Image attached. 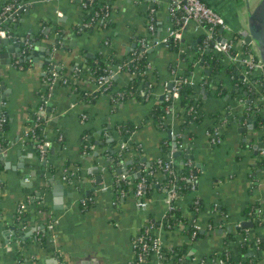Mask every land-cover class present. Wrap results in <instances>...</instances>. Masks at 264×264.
<instances>
[{
	"label": "crops",
	"instance_id": "obj_1",
	"mask_svg": "<svg viewBox=\"0 0 264 264\" xmlns=\"http://www.w3.org/2000/svg\"><path fill=\"white\" fill-rule=\"evenodd\" d=\"M9 1L0 0V10ZM256 1L210 0L238 36L247 28V5ZM112 5L109 28L97 27L88 33L83 24L89 11L81 2L30 0V6L17 14L18 26L11 29L18 38L29 36L28 45L19 55L0 51L4 53L0 56V119L6 115L10 120L8 128L0 130V264H132L134 239L150 221L159 223L168 209L166 191L154 192L147 207H140L132 182L161 156L164 136L175 138L171 130L175 136L184 133L181 126L188 115L181 113L185 110L178 104L173 117L166 114L168 131L161 130L151 117L154 105L162 101L163 92L177 76L194 79L196 96L203 100L202 121L186 129L196 136L185 139L200 169L197 188L179 201L188 216L192 199L204 200L206 207L197 218L202 237L192 240L182 222L172 228L157 226L153 233L167 248L188 243L183 264H219L213 254L223 250L232 252L236 264H264L262 250L255 243L264 237V226L255 228L250 242L237 232L243 221L251 222L242 215L247 206L259 201L264 212V82L216 52L223 64L236 66L230 78H210V83L222 80L224 95L217 94L213 85L208 87V79L198 86L211 71L207 67L209 73L203 74V66L195 61L190 71L188 62L196 54L193 47L202 36L195 25L183 33L180 49L184 52L171 51L160 43L173 24L171 0H113ZM151 14L154 30L148 23ZM139 38L150 45L147 75L154 88L145 100L135 96L114 102L110 93L99 90L85 60L97 52L109 64L130 57ZM19 62L28 66L17 67ZM81 65L87 68L85 72L77 70ZM51 68L62 71L70 83L57 81L51 86L46 77ZM114 79V88L119 89L128 85L131 74L123 71ZM77 87L88 93L101 92L89 101L75 91ZM139 88L146 92L143 86ZM41 104L46 107L43 117L47 123L43 139L37 141L29 131ZM119 123L134 124L136 129L122 138ZM214 128L219 129L221 142L214 143L208 136L207 131ZM85 131H90L94 143L91 152L82 154ZM124 141L128 144L126 158L119 162L116 174L108 172L103 151L115 142L114 149L123 151L120 144ZM41 142L46 146L44 155L38 147ZM75 162L82 166H74ZM163 176L157 174L159 180ZM114 182H129V188L118 192ZM59 198L61 202L56 201ZM21 204L22 213L18 211ZM219 204L228 214L212 211V205ZM44 206L48 209L43 210ZM211 217L213 224H209ZM51 220L58 221L53 232L47 228ZM46 234L49 243L43 246L40 239ZM242 241L250 243L245 254ZM149 264H157V259L152 257Z\"/></svg>",
	"mask_w": 264,
	"mask_h": 264
},
{
	"label": "trees",
	"instance_id": "obj_2",
	"mask_svg": "<svg viewBox=\"0 0 264 264\" xmlns=\"http://www.w3.org/2000/svg\"><path fill=\"white\" fill-rule=\"evenodd\" d=\"M10 0L9 2H11ZM25 2H30V0H23ZM112 1L113 0H95L93 4V11L92 12H86V18L85 22L83 25H86L88 23L89 26H86V30L89 33V31L95 29V28H101L104 30H107L110 26V22L108 20H103L101 22V19L104 18V13L105 10L108 9L109 11H112ZM205 2L207 5L212 7V4L210 0H201ZM7 2V3H9ZM6 5V4H5ZM4 5V6H5ZM4 6L0 10L2 12ZM90 7V6H89ZM102 8L104 10H102ZM87 10V9H86ZM89 10V9H88ZM87 10V11H88ZM95 10L96 12H99V16H97L96 20H91L93 16H95ZM0 12V13H1ZM17 15L15 16V20H3L1 27L2 29L10 30L13 29L16 25L17 22ZM82 26V25H81ZM79 28V27H78ZM107 28V29H105ZM61 32V31H60ZM201 42H202V36L200 35V41L198 42L197 45H194L193 49H195L196 54L195 57L193 58V61H189V68L190 71L193 70V63L195 62H200V64L203 66V74H207V67H209L211 71V75L208 77H204L201 82H199L198 86L204 85L203 83L205 82L206 79H208V87L209 85H213V89L215 92L221 93L224 95V91L226 90L224 86H222V80L218 83L212 82L210 83V78L212 75H216V77L219 79L222 76H226L230 78L232 76V72L236 68L234 64L231 63H224L219 60V58L216 56V52L211 48L208 47L204 52L200 49L201 47ZM171 51L178 52L180 50V42L176 44H172L170 47ZM130 56H135V61L130 62V71H135L136 75L130 79L128 85L121 87L119 89H115V79L113 80V84L109 87L107 91H104L105 93H110L113 97L114 102L117 101V95L118 93L121 94V98L118 100H125L127 98L131 97H137L138 99H143L145 100L147 96H149L150 91L154 88V86H149L148 80L149 77L147 74H145L147 64L149 62V54L148 52L141 53V49L139 45L137 44L136 47L130 52ZM128 57H125L123 59L115 60L112 62V64H109V60L105 58L102 52H97L93 57L85 60V63L87 67L90 69L91 73L94 75L95 81L102 75L107 76L109 74V70L112 65L122 63L124 61H127ZM20 66H28V63H23L19 62L17 63V67ZM81 71L85 72L87 68H84L83 65H81ZM84 69V70H82ZM127 70V68L125 69ZM62 74V71H59ZM192 72V71H191ZM77 77H80V74ZM48 77V75H46ZM181 79V82L178 84L180 88V98L178 102V107L185 109L184 113L185 115L188 114V120L186 123H183L181 126L182 132H184L182 135L177 134L175 138L169 137L168 135L164 136L162 138L161 142V149H162V154L159 156L162 159H167L166 157L170 155L172 152V149L174 148L173 154V166L170 171H164L161 169V165L157 163V160H154L153 163L145 169L141 175L136 178L132 183L134 186V192L136 191L137 185L141 180H145L144 182V191L146 195V199H149L152 194L156 191H168L170 188L174 185L177 190V197L172 199L171 201V207L167 209L164 218L162 220H159V223L156 221H150L149 223L146 224V227L143 229L141 233H144L148 227L152 226V229L157 228V226H160L161 223H164L165 228H172L174 225L182 222L185 224V229L184 232L186 235H188L192 240H197L198 238L202 237V230L196 231V236H193V232L195 231L194 228V223L197 221L198 214L204 210L206 207L204 200L201 199L200 197H194L190 204L188 205V209L191 212L190 215L185 216L180 209V204L179 201L182 196L186 195L187 193L191 192L192 186H193V181L190 178L191 173H194L197 178L200 173L199 165L195 162L193 157H189L190 150L189 148L187 149H181L180 145L183 144L185 146L186 138L187 137H192L195 138V133L194 132H189L187 134L186 129H188L192 123H198L202 121L204 112L202 110L203 106V100L201 98H198L196 96L197 94V86H192L191 84L185 83L182 78L185 76H179ZM252 77H255V80H259V77L254 75ZM68 78V82L66 84L70 83V79ZM215 83V84H214ZM260 83V82H259ZM140 86H143V88L146 90V92L143 94V92L139 88ZM115 87V88H114ZM153 87V88H152ZM211 87V86H210ZM77 92H81V95H85L89 101H94L95 98L100 94L101 91H98L97 93H88L80 90V88H75ZM115 90V91H114ZM119 97V96H118ZM168 105L167 102L161 101L160 103L154 105L153 110L151 112V117L154 122L157 123L158 127L161 130L168 131L170 130L169 125L167 124V116L165 112V108ZM180 113V112H178ZM10 120L9 116H6L5 122L0 125V130H6L9 126ZM46 118L42 117L40 120L34 119V121L31 122L33 131H29V135L32 136L34 135V139L37 141H40L43 139V131L46 126ZM119 130V134L122 138H126L127 136L133 134V132L136 129V126L131 123H119L117 126ZM171 141L173 142L171 145ZM38 143V142H37ZM93 137L90 131H85L82 134L81 137V153L83 152H91L90 147L93 144ZM116 143V142H115ZM115 143H113L112 148L105 149L103 151V156L107 161V171L111 173L117 172L118 169V164L121 162L123 159L126 158L127 152L125 150L120 151L119 149H114ZM172 147V149H171ZM186 147V146H185ZM264 161V160H262ZM188 162H191L189 165ZM262 163V162H260ZM70 162L67 163V167L70 166ZM74 166H82L81 162H75L73 163ZM162 172L163 173V178L159 180L157 177V174ZM196 178V179H197ZM114 185L118 192L121 190H128L129 182H123L122 184H119L118 182H114ZM42 199V198H41ZM41 199L39 198V202H41ZM261 204L259 201H255L249 206H247L244 211L242 212V215L245 220H251L253 223V230L244 228V227H239L237 229V232L243 235L244 237H252L254 234L255 228L259 226H264V212L261 211ZM48 206H44L43 210H47ZM212 211L213 212H220L221 214H228L227 210L220 205H212ZM161 221V222H160ZM214 218H210V223H214ZM209 227V226H208ZM208 229V228H207ZM209 230V229H208ZM233 234L229 233L228 236L231 237ZM156 235L152 232L146 235L148 242H151V238H154ZM40 243L44 246L49 243V236L48 234L44 235L40 239ZM250 243L246 241H242V248H243V253L245 254L247 251V248L249 247ZM259 249L262 250V253L264 255V237L259 238ZM189 249L188 243H183L181 245L175 246V247H170L163 249V261L164 262H169L171 264H183L185 256L187 254V251ZM153 251H151V254ZM150 254H147L146 257L147 259H150ZM221 257L224 259H227V262L231 264H236V260L233 258V254L231 251H225L223 250L222 252H216L213 254V257Z\"/></svg>",
	"mask_w": 264,
	"mask_h": 264
},
{
	"label": "built area",
	"instance_id": "obj_3",
	"mask_svg": "<svg viewBox=\"0 0 264 264\" xmlns=\"http://www.w3.org/2000/svg\"><path fill=\"white\" fill-rule=\"evenodd\" d=\"M81 2V4L86 8L89 12L93 11V4L95 0H77ZM30 6V2H25L23 0H12L11 2L7 3L2 12L0 13V20H7L10 17H13L12 19H15V14L19 10H25ZM90 6V7H89ZM170 12H171V18L173 21V24L167 28V33L165 36H163L160 40V43L165 46L166 48H170L172 44H176L181 42V39L183 37V33L191 24L195 25V29L202 34V42L200 49L202 52L206 50V48L211 47L215 52L218 54L223 55V57H227L233 62H238L245 68V72L249 76H258L260 82H264V63L261 60L257 48L254 46V44H247L240 36H238L237 32L234 30V28L228 24L224 18V16L214 9L213 7L207 5L205 2L201 0H171V6H170ZM102 10H104L102 8ZM110 12L108 9L105 10L104 18L103 20H108ZM95 16L92 17V21L96 20L97 16H99V12H96L95 10ZM100 17V16H99ZM154 16L151 14L149 17L148 23L149 28L151 30H154ZM88 23L86 24L89 26ZM222 30V32H221ZM8 31L2 29L0 24V36H5ZM137 44L139 45L141 49V53L148 52V49L150 45L147 43V41L144 38H139L137 41ZM181 52H184L182 49H180ZM179 50V51H180ZM127 61H124L122 63L114 64L111 66L109 70V74L107 76H100L96 83L99 86V90L107 91L109 87L113 84V80L115 76L120 74L123 71H128L131 74V78H133L136 75L135 71H130V62L135 61V56H130L127 58ZM149 67V62L147 64V68L145 71V74H147V69ZM127 68V70H125ZM79 72L81 71L80 68L77 69ZM47 80L50 82L51 86H53L57 81H60L61 83L66 84L68 82V78L66 76H63L58 72L56 69L51 68L48 72ZM182 80L185 83L191 84L194 86V79L184 77ZM181 82V79L179 76H177L174 81L171 83V87L169 84L168 89H166L162 94V101H165L168 103V105L165 108L166 114L170 116H174L175 108L177 107V104L179 102L180 98V88L178 84ZM149 86H152V83L149 84ZM140 87V86H139ZM144 94V93H143ZM119 96V97H118ZM121 94L118 93L117 100L120 99ZM148 98V96H147ZM146 98V99H147ZM185 110V109H184ZM46 113V107L44 104H41L38 111L37 120H40L43 116H45ZM188 115V114H187ZM6 120V115L1 116L0 119V125H2ZM30 131H33L31 129ZM171 136L175 137V133L173 130L170 131ZM208 136L212 139V142L218 143L221 142L220 140V132L218 128H214L212 130L207 131ZM38 147L40 149V152L42 155H44L46 146L43 142L38 144ZM128 148L127 141H124L120 144V149L125 150ZM181 149H187L189 147H185L183 144L180 145ZM190 150V148H189ZM190 152V151H189ZM167 159L158 158L157 163L161 165V169L164 171H170L173 166V154L170 153L169 156L166 157ZM190 165L191 162H188ZM67 175V174H66ZM64 176V178H67V176ZM190 178L193 181V186L191 191H195L197 188V176L194 173H191ZM144 182L145 180H141L136 188L135 196L139 199V206L140 207H147L148 200L146 199L145 191H144ZM177 197V190L176 187L173 185L170 190L167 191V205L168 208L171 207V201ZM88 200H84L83 204H87ZM24 208V204H21L19 206L18 211L22 213ZM57 220H51L47 228L49 231L53 232L56 226ZM161 227H164V223H161ZM195 231L193 232V236H196V231L202 230L201 225L195 221L194 223ZM154 228L148 227L144 233L139 234L134 239V255L135 258L132 261V264H149L152 257H155L157 259V264H171L169 262L163 261V249L165 247L163 246L161 239L159 236H155L154 238H151V242L149 243L147 240L146 235L149 233H152ZM52 236H55V233H52ZM253 238L247 237V241H252ZM256 244L259 243V239L256 240ZM151 251L153 253L151 254ZM150 254V259H147L146 255ZM228 259V257H227ZM227 259L221 258V257H215L214 261L219 264H226Z\"/></svg>",
	"mask_w": 264,
	"mask_h": 264
},
{
	"label": "water",
	"instance_id": "obj_4",
	"mask_svg": "<svg viewBox=\"0 0 264 264\" xmlns=\"http://www.w3.org/2000/svg\"><path fill=\"white\" fill-rule=\"evenodd\" d=\"M22 10H19L15 15L22 14ZM13 17H10L7 19L8 21H11ZM3 20H0V24H2ZM18 25H15V28ZM6 30V29H4ZM7 31V30H6ZM10 32L6 33L5 36H0V51L5 50L9 52L17 51L18 55L21 53V50L26 47L27 39L29 36L25 35L20 38H18L15 35V32L11 29ZM49 29L46 30V33H49ZM222 32V30H221ZM240 37L247 43V44H254V46L257 48L259 56L261 60L264 63V0H257L254 4H248L247 5V28L240 33ZM30 42V41H29ZM36 42V45H39ZM29 53L34 54L31 50L27 49ZM1 54V53H0ZM4 55L2 53L0 56ZM37 55V54H35ZM209 73V72H207ZM243 78V77H242ZM170 83V87H171ZM248 86V84H247ZM48 111V110H47ZM250 122L253 123V116L249 117ZM113 140L110 139V142ZM189 157H193V154H189ZM99 180V179H98ZM63 194V193H62ZM61 197V194L59 195ZM56 201L61 202V198L56 199ZM252 222L249 221H243L242 227L249 228L252 227Z\"/></svg>",
	"mask_w": 264,
	"mask_h": 264
}]
</instances>
